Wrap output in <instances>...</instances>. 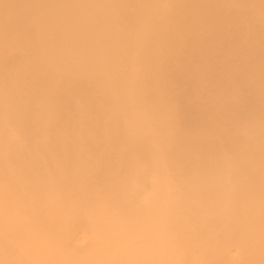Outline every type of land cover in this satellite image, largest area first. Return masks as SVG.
<instances>
[{"label": "bare ground", "instance_id": "6f19581e", "mask_svg": "<svg viewBox=\"0 0 264 264\" xmlns=\"http://www.w3.org/2000/svg\"><path fill=\"white\" fill-rule=\"evenodd\" d=\"M0 264H264V0H0Z\"/></svg>", "mask_w": 264, "mask_h": 264}]
</instances>
